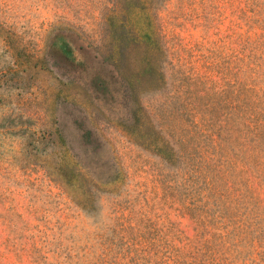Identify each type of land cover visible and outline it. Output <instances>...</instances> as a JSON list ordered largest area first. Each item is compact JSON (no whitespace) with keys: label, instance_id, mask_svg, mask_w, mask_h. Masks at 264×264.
Wrapping results in <instances>:
<instances>
[{"label":"rangeland","instance_id":"rangeland-1","mask_svg":"<svg viewBox=\"0 0 264 264\" xmlns=\"http://www.w3.org/2000/svg\"><path fill=\"white\" fill-rule=\"evenodd\" d=\"M0 264H264V0H0Z\"/></svg>","mask_w":264,"mask_h":264}]
</instances>
